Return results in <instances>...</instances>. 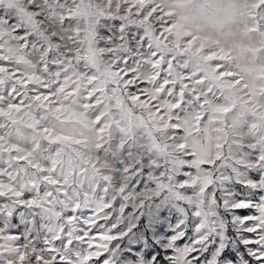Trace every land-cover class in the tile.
<instances>
[{
	"label": "snow or ice",
	"instance_id": "1",
	"mask_svg": "<svg viewBox=\"0 0 264 264\" xmlns=\"http://www.w3.org/2000/svg\"><path fill=\"white\" fill-rule=\"evenodd\" d=\"M238 5L213 37L183 0H0V264H264V0ZM133 143L122 178L104 155ZM145 181L186 219L121 256Z\"/></svg>",
	"mask_w": 264,
	"mask_h": 264
},
{
	"label": "rangeland",
	"instance_id": "2",
	"mask_svg": "<svg viewBox=\"0 0 264 264\" xmlns=\"http://www.w3.org/2000/svg\"><path fill=\"white\" fill-rule=\"evenodd\" d=\"M104 159L109 164L110 169L119 171L123 178L126 168L138 167L140 170L150 168L151 156L133 143L126 145L122 150L113 146V150L105 154ZM254 170L256 169L252 167L246 172H238L233 182L241 183V187H245L246 184L241 182L242 179L245 181L249 179V173ZM260 171L261 175L264 176V170ZM132 191L135 195L129 200L125 201L121 198L120 207L125 209V212L117 215L112 221L113 224L118 225L117 234L124 233L120 239L114 242L119 249V255L122 256L124 252L131 251L130 246H139V253H133L139 257H143L154 246L166 253L165 241L170 234L176 231L180 222L186 219L182 205L168 194L154 196L155 186L148 181H145L138 191L135 187ZM232 192L239 194L235 188L232 189ZM140 200H144L143 207L140 205ZM16 215L21 224H28L34 218L40 230H44L47 217L43 210L24 208ZM7 223L11 227L18 226L12 224L10 218ZM30 230L26 229L24 234ZM145 264H156V262L146 261Z\"/></svg>",
	"mask_w": 264,
	"mask_h": 264
},
{
	"label": "clouds",
	"instance_id": "3",
	"mask_svg": "<svg viewBox=\"0 0 264 264\" xmlns=\"http://www.w3.org/2000/svg\"><path fill=\"white\" fill-rule=\"evenodd\" d=\"M239 10L238 0L236 3H229V0H183V7L176 9L179 15L187 17L186 26L200 25L202 34L213 37L221 27L227 31L230 21L239 18L233 16Z\"/></svg>",
	"mask_w": 264,
	"mask_h": 264
}]
</instances>
